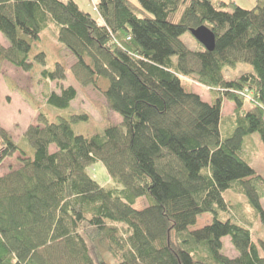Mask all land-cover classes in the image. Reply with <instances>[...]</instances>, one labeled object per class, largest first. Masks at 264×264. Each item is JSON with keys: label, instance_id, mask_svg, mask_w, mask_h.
Instances as JSON below:
<instances>
[{"label": "trees", "instance_id": "1", "mask_svg": "<svg viewBox=\"0 0 264 264\" xmlns=\"http://www.w3.org/2000/svg\"><path fill=\"white\" fill-rule=\"evenodd\" d=\"M95 9L98 19L75 0H0L9 44H0V62L39 65L45 82H65L63 63L47 68L45 51L32 55L52 33L74 57L75 81L122 118L88 137L73 128L85 114L41 115L24 144L0 128V164L16 154L20 163L0 177V264H264V240L257 245L250 224L231 217L225 195H245L264 227V175L245 157L250 136L264 145V0L251 9L235 0H98ZM201 26L216 37L212 52L182 40ZM186 82L209 89L211 102ZM77 97L61 87L46 102L68 110ZM225 101L232 115H223ZM99 162L116 187L89 173ZM208 213L211 224L191 229ZM224 238L237 257L224 254Z\"/></svg>", "mask_w": 264, "mask_h": 264}, {"label": "rangeland", "instance_id": "2", "mask_svg": "<svg viewBox=\"0 0 264 264\" xmlns=\"http://www.w3.org/2000/svg\"><path fill=\"white\" fill-rule=\"evenodd\" d=\"M77 1V0H76ZM79 5L86 11L90 12L98 19L95 9V1L98 0H78ZM81 1V2H80ZM136 3V0H131ZM230 2L232 0H224ZM239 6L251 9L255 5L256 0H235ZM54 35L47 33L43 39L34 47L32 55L40 51H45L48 58L47 68H53L57 62H61L66 66L67 80L63 83L45 82L41 77L43 70L39 65L34 66L31 72L13 67L7 62H0V128L8 133V135L17 143H23L25 134L30 126L38 125L41 115H45L51 122L58 121L59 118L69 119L74 114H85L89 117L87 122L74 125V130L84 136H94L102 133L109 126H118L122 124V118L119 114L111 111L107 107V102L99 91L93 87H84L77 83L73 77L71 68L74 66L75 60L63 48ZM182 40L191 50H199L201 45L194 39L190 32L186 33ZM241 71V72H240ZM252 67L249 65H239L238 73L251 72ZM237 72L230 74V77H236ZM74 87L78 92V97L71 103L68 110H59L47 105L46 98L53 92H60V88L64 89ZM187 89L193 90L201 95L204 102L211 100L210 90L203 88L197 84L186 82ZM251 100L252 97H249ZM248 99V100H249ZM209 103V102H208ZM245 107L249 109L251 105L246 103ZM232 102L225 101L223 114L232 115L234 112ZM245 157L251 162L253 168L261 175H264V145L258 134H254L249 138V145L246 147ZM248 157L250 159H248ZM20 168L19 155L16 154L6 159L0 164V177L7 175L11 169ZM89 173L96 181L106 188L116 187L109 177L106 168L102 163H97L88 169ZM229 198L232 197L231 217L234 219H243L251 226L253 241L258 245L260 240H264V227L256 218V211L250 205L247 197L243 194H236L232 190L225 194ZM227 197V198H228ZM264 208V197L261 199ZM136 207H142L137 203ZM213 215L208 213L200 216L196 225L191 229H200L213 222ZM223 219H226L225 216ZM240 220V222H242ZM224 254L230 258H235L238 253L231 245L230 238L223 239Z\"/></svg>", "mask_w": 264, "mask_h": 264}, {"label": "water", "instance_id": "3", "mask_svg": "<svg viewBox=\"0 0 264 264\" xmlns=\"http://www.w3.org/2000/svg\"><path fill=\"white\" fill-rule=\"evenodd\" d=\"M190 33L207 51H214L216 46V37L209 28L201 26L197 29H191Z\"/></svg>", "mask_w": 264, "mask_h": 264}, {"label": "crops", "instance_id": "4", "mask_svg": "<svg viewBox=\"0 0 264 264\" xmlns=\"http://www.w3.org/2000/svg\"><path fill=\"white\" fill-rule=\"evenodd\" d=\"M76 1V0H75ZM77 3L79 2L78 0L76 1ZM81 2V1H80ZM95 3H96V1H95ZM79 4V3H78ZM0 44H2L3 46H5V47H8V42H7V40L3 37V35L0 33ZM198 94V93H197ZM200 95V94H199ZM209 103L211 102V100L210 101H208ZM225 103V102H224ZM234 105V104H233ZM224 109V108H223ZM234 111H235V105H234ZM233 111V112H234ZM224 115V114H223Z\"/></svg>", "mask_w": 264, "mask_h": 264}, {"label": "built area", "instance_id": "5", "mask_svg": "<svg viewBox=\"0 0 264 264\" xmlns=\"http://www.w3.org/2000/svg\"><path fill=\"white\" fill-rule=\"evenodd\" d=\"M249 99V98H248Z\"/></svg>", "mask_w": 264, "mask_h": 264}]
</instances>
